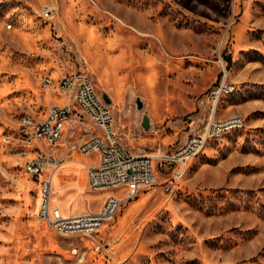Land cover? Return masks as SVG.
Here are the masks:
<instances>
[{"label":"rangeland","instance_id":"1","mask_svg":"<svg viewBox=\"0 0 264 264\" xmlns=\"http://www.w3.org/2000/svg\"><path fill=\"white\" fill-rule=\"evenodd\" d=\"M77 72L92 77L133 154L202 137L208 95L224 81L234 89L215 118L244 127L210 139L185 168L158 162L156 183L96 232L62 235L39 217L42 180L70 215L126 191L93 190L80 166H65L83 156L73 127L58 168L26 169L47 148L22 140L20 118L66 104L59 82ZM0 264H264V0H0Z\"/></svg>","mask_w":264,"mask_h":264},{"label":"built area","instance_id":"2","mask_svg":"<svg viewBox=\"0 0 264 264\" xmlns=\"http://www.w3.org/2000/svg\"><path fill=\"white\" fill-rule=\"evenodd\" d=\"M58 87L60 94L67 100L66 104L50 107L44 119L37 120L30 116L20 118L19 131L22 140L28 144L33 141L42 142L47 148V151L27 162V171L37 177L47 169L58 168L60 160L55 151L59 141L74 115H86L102 130L93 133L79 146V151L84 155L94 152L99 155L98 165L90 167L88 171L89 186L93 190L126 189L121 196H110L99 211L66 216L58 207L51 206V179L42 180L39 217L62 235L96 232L103 224L114 219L125 202L135 199L139 192L156 183L158 162H174L185 168L201 153L210 139L244 127V121L240 116L219 120L213 115L202 137L196 133L190 135L187 143L172 153H163L159 150L154 154H133L121 144L120 132L113 125L115 118L111 105H106L100 99L89 74L77 72L66 75L60 80ZM233 89V86L224 81L218 88L210 91L208 99L216 108L221 96ZM74 90L73 105L71 94Z\"/></svg>","mask_w":264,"mask_h":264},{"label":"crops","instance_id":"3","mask_svg":"<svg viewBox=\"0 0 264 264\" xmlns=\"http://www.w3.org/2000/svg\"><path fill=\"white\" fill-rule=\"evenodd\" d=\"M214 113H215V106H214V104H213V109H212V114L210 115V118L214 115ZM209 118V119H210ZM90 123H91V121H90V119L86 116V115H81V116H79V115H74L73 117H72V119H71V121H70V124H69V126H68V128H67V130H66V132H65V134H67V132H68V130H69V128L70 127H73L74 129H76V130H79V133H78V135L74 138V139H76L75 141L77 142L80 138H82V140L81 141H79L80 142V144H79V146L84 142V140L86 139V138H88V137H90L93 133H98L99 132V130H98V128H99V126H95V125H93V127L90 125ZM114 123V122H113ZM115 127V129L118 131V132H120V127L118 128V127H116V126H114ZM87 129H90V132H86L85 130H87ZM87 133V135H86V133ZM79 134H81V135H79ZM79 136V137H78ZM65 138H66V136H65ZM132 140V138L129 136L128 137V140H126L127 141V144L129 145V146H131V141ZM120 142H121V144L122 145H124L128 150H129V147H128V145H126L123 141H122V139H120ZM131 143V144H130ZM64 144H65V149L62 151V153L68 148V146H72V140H70V141H68V142H65V139H64ZM132 147V146H131ZM130 151V150H129ZM131 152V151H130ZM61 153V154H62ZM69 153V152H68ZM132 153V152H131ZM61 154H59V152H58V155H59V158H60V155ZM83 156H81V157H79L78 159H72L73 160V163L71 162V159L69 158L68 159V157H69V155L67 154L66 156V158H67V160H66V163H65V166H68V165H70V164H77L78 166H80L81 168H82V171H81V173L83 172V175H81V173H80V176H81V179L82 180H84V182H85V184L87 185H89V182H88V171H89V168L90 167H92V166H97L98 165V163H99V155H98V153L97 152H94V153H92V154H89V155H84V154H82ZM82 157H84V158H86V157H89L90 158V162L89 163H86L85 161H82ZM76 161V162H75ZM78 161L79 162H81V163H84L85 164V167H83V165H81V164H79L78 163ZM103 206V204L100 206V208ZM100 208L98 209V210H95V211H99L100 210ZM95 211H89V212H95ZM63 213V212H62ZM64 214V213H63ZM64 215H66V216H70V214H64ZM75 215V214H74Z\"/></svg>","mask_w":264,"mask_h":264},{"label":"water","instance_id":"4","mask_svg":"<svg viewBox=\"0 0 264 264\" xmlns=\"http://www.w3.org/2000/svg\"><path fill=\"white\" fill-rule=\"evenodd\" d=\"M104 100L107 104H110L111 103V100L109 99V97L107 95H104ZM139 107H142V102L141 100H139ZM150 118L148 115H145L144 116V120H143V127L146 129V130H149L150 129Z\"/></svg>","mask_w":264,"mask_h":264}]
</instances>
